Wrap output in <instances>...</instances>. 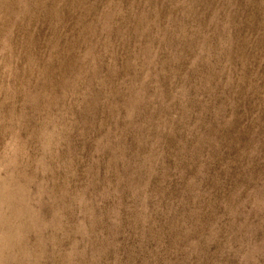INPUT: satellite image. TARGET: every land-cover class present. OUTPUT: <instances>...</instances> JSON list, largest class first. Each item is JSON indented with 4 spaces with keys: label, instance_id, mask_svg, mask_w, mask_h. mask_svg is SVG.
<instances>
[{
    "label": "rangeland",
    "instance_id": "374dc122",
    "mask_svg": "<svg viewBox=\"0 0 264 264\" xmlns=\"http://www.w3.org/2000/svg\"><path fill=\"white\" fill-rule=\"evenodd\" d=\"M264 264V0H0V264Z\"/></svg>",
    "mask_w": 264,
    "mask_h": 264
},
{
    "label": "clouds",
    "instance_id": "9594fccd",
    "mask_svg": "<svg viewBox=\"0 0 264 264\" xmlns=\"http://www.w3.org/2000/svg\"><path fill=\"white\" fill-rule=\"evenodd\" d=\"M7 249H8V245H5V264H7Z\"/></svg>",
    "mask_w": 264,
    "mask_h": 264
}]
</instances>
